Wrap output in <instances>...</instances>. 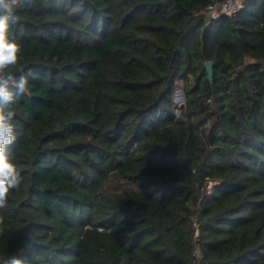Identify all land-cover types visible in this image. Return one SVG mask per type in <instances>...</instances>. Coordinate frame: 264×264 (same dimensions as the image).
<instances>
[{
	"label": "trees",
	"instance_id": "1",
	"mask_svg": "<svg viewBox=\"0 0 264 264\" xmlns=\"http://www.w3.org/2000/svg\"><path fill=\"white\" fill-rule=\"evenodd\" d=\"M215 1L19 0L0 264H264V0Z\"/></svg>",
	"mask_w": 264,
	"mask_h": 264
},
{
	"label": "clouds",
	"instance_id": "2",
	"mask_svg": "<svg viewBox=\"0 0 264 264\" xmlns=\"http://www.w3.org/2000/svg\"><path fill=\"white\" fill-rule=\"evenodd\" d=\"M19 0H0V207L6 204L9 192L18 190L23 177L12 162L11 146L16 142L17 133L12 123L15 113L10 110L16 97L27 91V77L21 76L17 81L6 69L15 65L20 46L16 37L10 34V24L17 21L16 8ZM12 85L15 92L10 90ZM2 264H9L4 260ZM11 264H22L19 259L12 258Z\"/></svg>",
	"mask_w": 264,
	"mask_h": 264
},
{
	"label": "built area",
	"instance_id": "3",
	"mask_svg": "<svg viewBox=\"0 0 264 264\" xmlns=\"http://www.w3.org/2000/svg\"><path fill=\"white\" fill-rule=\"evenodd\" d=\"M243 7V0H223L215 1L210 4L208 12L213 15L225 14L232 17ZM182 95V93H181ZM185 100H181L179 103L182 105Z\"/></svg>",
	"mask_w": 264,
	"mask_h": 264
},
{
	"label": "water",
	"instance_id": "4",
	"mask_svg": "<svg viewBox=\"0 0 264 264\" xmlns=\"http://www.w3.org/2000/svg\"><path fill=\"white\" fill-rule=\"evenodd\" d=\"M213 66H214V63L212 61L205 63V68L208 73V78L210 81L213 80ZM180 99L184 100V96L180 95Z\"/></svg>",
	"mask_w": 264,
	"mask_h": 264
},
{
	"label": "rangeland",
	"instance_id": "5",
	"mask_svg": "<svg viewBox=\"0 0 264 264\" xmlns=\"http://www.w3.org/2000/svg\"><path fill=\"white\" fill-rule=\"evenodd\" d=\"M180 95H181V91L180 90H177L176 91V94H175V99H174V102L178 105V106H180V100L178 99L179 97H180Z\"/></svg>",
	"mask_w": 264,
	"mask_h": 264
},
{
	"label": "bare ground",
	"instance_id": "6",
	"mask_svg": "<svg viewBox=\"0 0 264 264\" xmlns=\"http://www.w3.org/2000/svg\"><path fill=\"white\" fill-rule=\"evenodd\" d=\"M178 99L181 101L180 97Z\"/></svg>",
	"mask_w": 264,
	"mask_h": 264
}]
</instances>
